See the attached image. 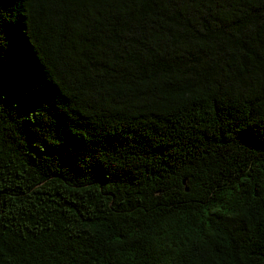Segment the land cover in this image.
<instances>
[{
    "label": "trees",
    "instance_id": "obj_1",
    "mask_svg": "<svg viewBox=\"0 0 264 264\" xmlns=\"http://www.w3.org/2000/svg\"><path fill=\"white\" fill-rule=\"evenodd\" d=\"M0 264H264V0H0Z\"/></svg>",
    "mask_w": 264,
    "mask_h": 264
}]
</instances>
